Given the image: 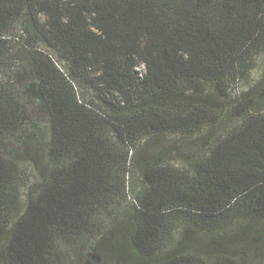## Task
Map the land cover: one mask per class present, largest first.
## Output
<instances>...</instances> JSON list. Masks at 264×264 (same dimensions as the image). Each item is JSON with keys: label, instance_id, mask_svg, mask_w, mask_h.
Instances as JSON below:
<instances>
[{"label": "trees", "instance_id": "16d2710c", "mask_svg": "<svg viewBox=\"0 0 264 264\" xmlns=\"http://www.w3.org/2000/svg\"><path fill=\"white\" fill-rule=\"evenodd\" d=\"M14 23L0 264H264V64L241 96L218 93L264 50V0H0V27ZM229 107L237 122L206 152L170 163L165 136ZM21 157L35 178L23 201Z\"/></svg>", "mask_w": 264, "mask_h": 264}, {"label": "rangeland", "instance_id": "374dc122", "mask_svg": "<svg viewBox=\"0 0 264 264\" xmlns=\"http://www.w3.org/2000/svg\"><path fill=\"white\" fill-rule=\"evenodd\" d=\"M22 32L20 31L18 24L14 23L13 25L2 26L0 27V38L7 39L10 44L8 47L3 48L0 46V69L2 72L6 71L7 64L12 56H17V50L20 48L22 42ZM255 66L252 70L250 77H226L225 80L229 81L228 84H225V88L218 91L221 100L225 99H233L238 96H241L244 92H247L252 88L255 84V81L261 75L263 64H264V50L258 52L255 56ZM141 68V67H140ZM25 81L20 82V86L22 89L25 87ZM27 103V111H29L31 115V120H28V124L33 126V124H37V127L40 131L46 132L47 130V119L42 115L36 116L34 113V108L36 107V102L29 103L27 101V97L23 98ZM261 107V105H260ZM264 109V108H263ZM237 122V116L235 114L234 109L229 107L228 109L222 110L218 113L217 119L205 120L203 124L196 129L197 131H188V132H179V133H171L163 138L161 141L164 144L171 145L178 149L173 150L172 158H170V163L179 167H187L190 165L191 161L194 158L199 157L204 152L207 151V145L205 143V139L207 136H215L225 129L229 128L233 124ZM212 132V133H211ZM13 137H9V139L3 140L1 144L9 149L16 148L19 143ZM23 157V156H22ZM19 160V168L24 171V176L21 179V182L18 184L19 186V199L21 201L24 200L28 185L34 181V177L31 175L34 170L31 166V162L25 158ZM137 180V179H136ZM139 180H137V184ZM130 196L134 198V194L131 193ZM128 202L122 203V208L129 207L131 205V199H128ZM120 209V208H118Z\"/></svg>", "mask_w": 264, "mask_h": 264}]
</instances>
